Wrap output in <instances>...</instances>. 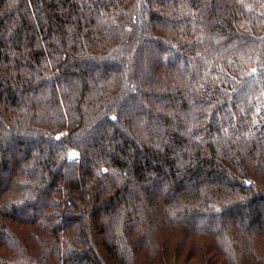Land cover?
Instances as JSON below:
<instances>
[{"label":"trees","instance_id":"16d2710c","mask_svg":"<svg viewBox=\"0 0 264 264\" xmlns=\"http://www.w3.org/2000/svg\"><path fill=\"white\" fill-rule=\"evenodd\" d=\"M0 264H264V0H0Z\"/></svg>","mask_w":264,"mask_h":264},{"label":"rangeland","instance_id":"374dc122","mask_svg":"<svg viewBox=\"0 0 264 264\" xmlns=\"http://www.w3.org/2000/svg\"><path fill=\"white\" fill-rule=\"evenodd\" d=\"M146 41H149V40H146ZM153 43L155 44V42H151L150 41V44H148V45L155 46ZM27 141L28 140L27 139H24V138L19 139V138L14 137L13 141H10L9 142V140H8V144H5L4 147L8 149V152L10 151V155H12V156H13V153L14 152L18 151V153H17L18 155H20L22 157H25V155L27 153V148H28L27 145H26L27 144ZM36 143H38V142H34V146H33L32 150H37L36 147L38 145ZM42 148L43 149H46L47 146L45 144H43L42 145ZM12 150H14V151L12 152ZM77 153H78L77 151L71 150L70 153L68 154V157L67 158L69 159V156L70 155H74V154H77ZM32 157H33V159H36L37 156L35 154ZM19 212H21V211H19ZM27 214H28V216H31L33 213H31L30 209H28V212H26V215Z\"/></svg>","mask_w":264,"mask_h":264},{"label":"built area","instance_id":"2783aa9c","mask_svg":"<svg viewBox=\"0 0 264 264\" xmlns=\"http://www.w3.org/2000/svg\"><path fill=\"white\" fill-rule=\"evenodd\" d=\"M69 159L72 160V161H78L79 160V155L78 154L70 155Z\"/></svg>","mask_w":264,"mask_h":264}]
</instances>
